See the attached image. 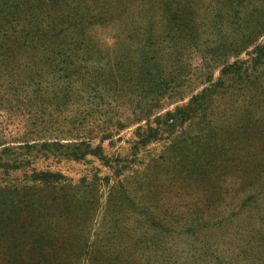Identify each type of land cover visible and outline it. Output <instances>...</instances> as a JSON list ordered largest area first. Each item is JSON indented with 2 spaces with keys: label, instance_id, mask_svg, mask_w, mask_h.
<instances>
[{
  "label": "rangeland",
  "instance_id": "rangeland-1",
  "mask_svg": "<svg viewBox=\"0 0 264 264\" xmlns=\"http://www.w3.org/2000/svg\"><path fill=\"white\" fill-rule=\"evenodd\" d=\"M0 264H264V0H0Z\"/></svg>",
  "mask_w": 264,
  "mask_h": 264
},
{
  "label": "trees",
  "instance_id": "trees-1",
  "mask_svg": "<svg viewBox=\"0 0 264 264\" xmlns=\"http://www.w3.org/2000/svg\"><path fill=\"white\" fill-rule=\"evenodd\" d=\"M43 176H45V175H43ZM41 177V176H40Z\"/></svg>",
  "mask_w": 264,
  "mask_h": 264
}]
</instances>
